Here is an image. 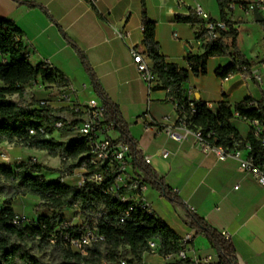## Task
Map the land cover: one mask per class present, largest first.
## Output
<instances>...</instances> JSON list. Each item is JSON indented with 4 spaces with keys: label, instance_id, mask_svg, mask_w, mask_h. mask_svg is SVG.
<instances>
[{
    "label": "crops",
    "instance_id": "1",
    "mask_svg": "<svg viewBox=\"0 0 264 264\" xmlns=\"http://www.w3.org/2000/svg\"><path fill=\"white\" fill-rule=\"evenodd\" d=\"M23 1L0 0V19L13 21L22 31L31 64L45 62L62 74L67 79L69 91L80 103L89 100L101 102L93 91L79 56L66 42L61 29L84 53L104 93L116 105L129 136L136 144L138 157L143 161V156H149L150 162L146 164L176 192L187 208L193 207L192 212L212 228L221 234H228L238 264H264V190L252 176L240 169L237 160H219L213 152L203 151L194 131L178 123L176 104L168 98L167 89L157 87L160 84L157 76L149 84L135 69L130 46L136 47L152 67L143 44L141 0H96L95 5L86 0H28L43 6L56 24L42 9L29 8ZM144 4L147 18L155 23V39L161 54L168 62L189 70L187 54L199 55L203 52V40L198 38L201 25L178 23L174 21V16L193 12L199 5L208 17L218 21L220 9L217 0H144ZM122 19L126 21L119 31L128 32L126 38H122L115 29ZM240 27L236 44L247 60L255 62L240 46ZM231 61L230 57H211L205 75L195 76L190 72L188 79L182 83L185 96L194 100L198 94L212 111L221 101L233 107L248 97L259 99L260 91L251 79L244 78L240 73L226 78L215 74L218 66H225ZM50 92L34 93V99H48L57 115L62 118L68 116L64 109H59L60 104L52 102ZM235 118L231 120L232 125ZM163 119L166 121L161 123ZM150 120L158 123L148 128ZM165 126L185 136V139L176 141L170 138L163 129ZM112 136L117 139L119 132H114ZM51 137L61 142L73 141L64 131L53 132ZM15 148L17 150L12 158L18 159L17 164L30 158L38 161V154L47 159L53 158L41 150L10 147L7 142L0 144V152L8 153ZM162 151L168 152V156L163 157ZM20 153L27 154L25 160ZM40 163L55 168V165ZM3 164L6 162L0 158V165ZM127 170L142 174L133 166L132 160ZM126 195L131 196V192ZM28 196L31 195L17 196L24 198L25 212L21 214L36 219L41 213L36 212L33 205L40 200L35 196L25 199ZM143 196L156 216L180 238L189 241L185 246L188 258L203 260L209 257L210 260L203 264H220L217 249L190 225L188 211L184 207L172 204L150 186H147ZM1 200L3 202V198ZM13 200L11 207L19 213ZM84 221L83 218L82 223L77 225ZM175 261V257H164L158 250L142 254V264H175Z\"/></svg>",
    "mask_w": 264,
    "mask_h": 264
},
{
    "label": "trees",
    "instance_id": "2",
    "mask_svg": "<svg viewBox=\"0 0 264 264\" xmlns=\"http://www.w3.org/2000/svg\"><path fill=\"white\" fill-rule=\"evenodd\" d=\"M23 2L29 8L39 7L56 24L43 6L33 1L24 0ZM217 3L220 9V20L229 24V21L225 19L224 2L217 0ZM174 21L201 25L198 38L203 40V52L199 55L187 54L189 70L168 62L161 54L155 39V23L147 18L144 0H141L143 44L152 62L150 68L160 81L157 87L168 90L167 96L176 104L178 118L181 120L184 117L183 120L189 129L200 131L202 137L210 144L232 147L235 141L242 138L232 125L233 112H237L240 116L257 117L258 109L250 106L253 99L245 98L235 103L233 107L221 101L216 110L212 111L199 98L189 100L184 94L182 83L188 79L190 72L195 76L205 75L207 62L211 57L232 59L231 63L215 69V74L220 78L241 73L243 67L249 68L254 62L247 60L236 44L238 29L229 26L227 31L220 32L217 39L210 40L206 38L203 29L205 21L195 11L188 14H176ZM208 21L215 22L210 17ZM60 31L66 42L79 56L93 91L102 102L101 110L104 120L115 124L119 132L116 140L129 146L132 164L142 172L143 182L158 191L172 204L182 206L188 211L190 225L197 228V233L204 236L217 249L218 263H236L231 241L212 228L202 217L190 211L176 192L138 157L136 144L129 136L126 123L121 120L116 105L112 104L104 93L86 56L61 29ZM22 37V31L13 21L0 19V81L2 82L0 86V144L17 142L29 149L45 151L53 158L58 157L61 167L60 169L47 167L33 158L20 161L15 167L0 165V197L3 198L0 208V264H43L42 260L31 251L28 241L37 240L38 248H46L51 245L49 242L51 233H54L56 237V243L53 245L60 247L61 264H101L102 261L119 264L121 259L125 260V264H142V254L151 251L148 245L150 240L158 244L156 250L164 257L185 249L189 241L180 238L155 214L149 215L134 208L125 215V210L132 202L130 200L121 202L119 199L126 189H119L115 193L107 190L112 182L111 177L99 185L90 181L83 186L62 183L66 171L75 166L68 161L75 160L86 151V140L78 139L64 144L52 137L46 139L39 134V127L48 121L49 112L53 109L36 106L37 101L32 96L27 100L23 99L25 87L40 80L60 89L68 88V82L62 74L54 71L45 62L32 65L27 45ZM9 95H16L18 99H12L8 97ZM32 129L35 130L34 134H29ZM64 130L65 128L61 129L62 132ZM51 131L49 129V132ZM53 172H58V176L54 179H46L45 173ZM25 195L37 197L41 201L39 206L45 212L39 214L29 224H14L13 217L16 213L11 207L12 200L17 196ZM74 204L78 205L85 221L79 226L64 227L62 211L71 208ZM87 229H97L99 233L104 234L105 239L85 247L86 254L74 251L69 245L63 243L62 234L77 236ZM126 248L131 255L127 259L123 258L127 252ZM175 264L193 263L188 258L175 261Z\"/></svg>",
    "mask_w": 264,
    "mask_h": 264
},
{
    "label": "built area",
    "instance_id": "3",
    "mask_svg": "<svg viewBox=\"0 0 264 264\" xmlns=\"http://www.w3.org/2000/svg\"><path fill=\"white\" fill-rule=\"evenodd\" d=\"M86 1L93 5L96 2V0ZM222 1L224 2L225 19L229 21V24L222 20H215V22L208 21V15L199 5H196L194 8L195 13L205 21L203 29L207 39H217L220 36V32L227 31L229 26L238 29L242 23L246 22L247 16H251L254 20L255 12L262 17L259 23H262L264 29V0ZM115 29L122 38H126L129 34L128 32L123 33L119 31L117 27ZM129 48L136 71L145 81L151 84L155 79V74L152 72L141 52L134 46H130ZM28 54L30 55L29 51ZM242 70L240 74L244 78L251 79L260 91L259 99H253L250 103L251 107L258 109L259 115L257 117L240 116L237 112H233V117L235 116L241 119L248 127L245 137L235 141L232 147H226L210 144L202 137L200 131H193L203 151L213 152L219 160L227 158L237 160L240 169L252 176L258 186L264 190V57L255 61L249 68L243 67ZM56 93V95L52 94V102L60 104L59 109H64L68 116L62 118L57 115V112L54 110L55 107L51 104L50 100L35 99L37 101L36 106L53 109L49 112L48 121L39 127V134L47 139L52 136L53 132H61V129L65 128L64 132L69 134L73 140H86L87 147L86 151L75 160L68 161L69 164H74L75 166L69 171H66L65 177L62 178V183H64L66 177H71L76 174V171L78 179L75 184H71L74 186H83L87 181L99 185L108 177H111L112 182L107 190L115 193L119 189H126V192L121 194L119 199L121 202L129 200L132 202L125 210V215H128L129 211L134 208L153 215V210L143 196L147 184L143 182L141 173H131L127 170L132 160L131 150L127 144L118 142L112 136L117 130L113 122H106L104 120L101 110L102 102L89 100L87 103H80L74 98L68 88H60ZM191 107L193 106L191 105ZM56 117L58 118L55 119ZM183 119L184 117L181 120L179 119L178 123L188 128ZM165 121L166 119H163L161 123ZM157 123L150 120L147 127L152 128ZM49 129L52 131L49 132ZM163 129L170 138L176 141L185 139V136L177 134L169 126H165ZM34 132L35 130L32 129L29 131V134H34ZM4 155L1 154L5 158ZM161 155L167 157L168 152L162 151ZM143 161L149 163V156H143ZM127 192H131V196L128 197L126 195ZM188 209L193 211V207L191 206ZM69 210L74 213L72 219H75L79 215L85 219L77 204H74ZM63 218L64 227L79 226L74 224L71 219L66 218L65 215H63ZM32 221L24 214L16 213L13 217L14 224L26 225ZM120 221L122 222L123 218ZM223 235L229 238L227 233H223ZM104 239V234L99 233L97 229H87L77 236L67 233L62 234L63 243L69 245L72 250L78 251L81 254H86L85 247L92 246ZM49 242L51 244L56 243L54 233L50 234ZM148 245L151 251H155L158 247V244L153 240L148 241ZM169 256L175 257L176 261L188 259L186 249H182L177 254ZM189 259L193 264H203L210 260L209 257L203 260L196 258ZM101 264L111 263L102 261ZM119 264H125V260H119Z\"/></svg>",
    "mask_w": 264,
    "mask_h": 264
},
{
    "label": "rangeland",
    "instance_id": "4",
    "mask_svg": "<svg viewBox=\"0 0 264 264\" xmlns=\"http://www.w3.org/2000/svg\"><path fill=\"white\" fill-rule=\"evenodd\" d=\"M263 30L264 29H263L262 23L254 21L251 16H247L246 22L242 23L240 27V36H239L240 46L245 50L247 56H251V58H253L256 61L264 57ZM0 86H2L1 81H0ZM48 90L51 91L50 92L51 94H54L58 91V89L55 86L49 85L39 80L38 82L31 83L25 87V93H24L23 99L27 100L31 96L34 97V93H37L40 91L45 92ZM8 97L15 99V100L18 99L16 95H9ZM233 125L237 129L241 137H245V135L247 134V129H248L247 125L239 118H235L233 120ZM63 143L68 144V141L65 140L63 141ZM12 146L20 147L21 145L16 142V143H11L10 147ZM16 150L17 148H15V150L13 151L9 150L8 153L0 152V158L3 159L4 162H6V164H3V165H7V164L10 166L17 165L18 159L12 158L13 156H15L14 151ZM1 154H5L4 155L5 158L1 156ZM21 156H22L21 158H24L23 160H25V158L27 157V154L22 153ZM37 158H38V161L40 162L48 163L49 165H52V166L55 165L54 166L55 169H60L61 167L60 159L58 157H56L57 159H53V158L47 159L46 156L42 154H38ZM57 176H58L57 173H46L45 174L46 179H54ZM77 179H78V175L76 171V174H74L73 176L66 177L64 179V183L66 185L75 184ZM1 199L2 197H0V208L2 205ZM23 199H24L23 197H15V199L13 200L14 208L17 212H19V214L25 212V207H23V201H24ZM25 199H33V197L28 196ZM40 203L41 201L37 202L35 205H33V207L35 208L36 212L44 213L45 212L44 209L39 206ZM62 212L64 213L65 217L68 219H71V221L74 224L82 223L83 217L81 215L75 217V219H72L74 217V213L71 210L64 209ZM27 218L29 220L31 219L30 217H27ZM31 220H34V218H32ZM28 245L31 251L42 260L43 264H61L62 259H61V252H60L59 246L51 244L46 248H38L39 242H37V240H29ZM126 251L127 252L123 256V258L127 259V258H130L131 255L128 252V248H126Z\"/></svg>",
    "mask_w": 264,
    "mask_h": 264
},
{
    "label": "water",
    "instance_id": "5",
    "mask_svg": "<svg viewBox=\"0 0 264 264\" xmlns=\"http://www.w3.org/2000/svg\"><path fill=\"white\" fill-rule=\"evenodd\" d=\"M254 20L256 21V22H259V21H261L262 20V17L258 14V13H254ZM125 21H126V19H122L118 24H117V28L118 29H122L123 28V26H124V24H125ZM57 93H54V95H56ZM196 98H199V95L198 94H196Z\"/></svg>",
    "mask_w": 264,
    "mask_h": 264
}]
</instances>
